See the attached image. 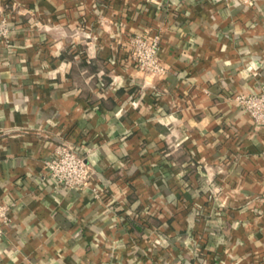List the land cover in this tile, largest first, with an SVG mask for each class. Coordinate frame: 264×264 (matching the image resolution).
I'll return each mask as SVG.
<instances>
[{"label":"crops","instance_id":"obj_1","mask_svg":"<svg viewBox=\"0 0 264 264\" xmlns=\"http://www.w3.org/2000/svg\"><path fill=\"white\" fill-rule=\"evenodd\" d=\"M3 10L22 25L0 41V203L14 204L0 264H264V128L229 99L264 84V0ZM144 29L160 36L163 77L130 56ZM59 136L97 148L88 188L46 175ZM147 228L170 245L152 249Z\"/></svg>","mask_w":264,"mask_h":264},{"label":"built area","instance_id":"obj_2","mask_svg":"<svg viewBox=\"0 0 264 264\" xmlns=\"http://www.w3.org/2000/svg\"><path fill=\"white\" fill-rule=\"evenodd\" d=\"M245 8H251L256 0H238ZM22 21L13 19L9 12H0V41H4L10 47L12 38L19 31ZM38 29L50 31L51 25L47 23H34ZM80 34L77 30L76 34ZM84 37L92 39L91 33H85ZM127 46L135 67L146 74V77H163L169 67L161 62L160 58V36L152 35L147 29L140 33L129 36ZM149 83L148 81L146 84ZM230 101L237 107L249 114L255 122L256 127L264 128V84L260 90L232 95ZM137 106L136 101H132ZM95 146H81L73 143L65 136L55 139L53 154L45 161L46 175L57 187L68 191L83 190L90 186L94 177V169L88 157L96 152ZM94 191L97 189L94 188ZM221 188L210 189L211 196H218ZM14 204L0 203V236L4 235L8 224L11 222V211ZM145 236L150 239L151 248L154 250L163 249V246L170 245V241L163 233L155 229L147 228Z\"/></svg>","mask_w":264,"mask_h":264}]
</instances>
